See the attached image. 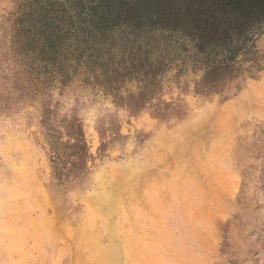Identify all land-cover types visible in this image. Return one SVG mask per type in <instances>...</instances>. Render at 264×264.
<instances>
[{"label": "rangeland", "instance_id": "1", "mask_svg": "<svg viewBox=\"0 0 264 264\" xmlns=\"http://www.w3.org/2000/svg\"><path fill=\"white\" fill-rule=\"evenodd\" d=\"M14 9L0 0V93ZM256 49L264 59V35ZM78 72L52 91L83 124L75 182L52 176L37 104L0 106V264H264V65L209 97L195 94L200 72L171 66L162 97L178 108L165 117L131 115L98 70Z\"/></svg>", "mask_w": 264, "mask_h": 264}, {"label": "trees", "instance_id": "2", "mask_svg": "<svg viewBox=\"0 0 264 264\" xmlns=\"http://www.w3.org/2000/svg\"><path fill=\"white\" fill-rule=\"evenodd\" d=\"M14 7L6 19L14 73L5 77L10 87L0 93V106L37 104L39 134L59 184L81 179L90 158L81 119L74 111L60 115L52 95L79 70H98L103 89L131 115L155 117L178 108L162 97L161 75L171 66L202 74L195 83L201 97L263 70L256 42L264 35V0H14ZM127 83L134 90L123 96Z\"/></svg>", "mask_w": 264, "mask_h": 264}, {"label": "bare ground", "instance_id": "3", "mask_svg": "<svg viewBox=\"0 0 264 264\" xmlns=\"http://www.w3.org/2000/svg\"><path fill=\"white\" fill-rule=\"evenodd\" d=\"M216 115H217V114H216ZM92 211H93V210H92ZM93 213H94V211H93ZM97 247H98V246H97ZM101 247H102V246H101ZM101 247H98V248H97V251H98L99 249H101ZM95 248H96V247H95ZM102 249H103V248H102ZM99 252H100V250H99ZM99 252H97L98 255L103 254V252H102V253H99ZM101 256H102V255H101ZM128 257H129V256H128ZM129 258H130V257H129ZM96 259L99 260L98 262H100V264L103 263V261H102L103 259L101 260V258H99V257L96 258V257H95V260H94V261H96ZM114 259H115V258H114ZM101 261H102V262H101ZM98 262H97V263H98ZM113 262H114V261H113ZM87 263H88V262H87ZM110 263H111V262H110ZM80 264H81V263H80ZM82 264H83V263H82ZM85 264H86V263H85ZM91 264H92V263H91ZM98 264H99V263H98ZM103 264H104V263H103Z\"/></svg>", "mask_w": 264, "mask_h": 264}]
</instances>
